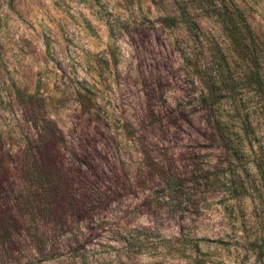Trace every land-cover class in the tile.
Returning <instances> with one entry per match:
<instances>
[{
    "label": "rangeland",
    "instance_id": "374dc122",
    "mask_svg": "<svg viewBox=\"0 0 264 264\" xmlns=\"http://www.w3.org/2000/svg\"><path fill=\"white\" fill-rule=\"evenodd\" d=\"M229 15L258 62L228 38ZM256 64L264 0H0V212L19 225L0 264H264ZM51 132L54 198L27 174ZM46 199L58 225L36 214Z\"/></svg>",
    "mask_w": 264,
    "mask_h": 264
},
{
    "label": "trees",
    "instance_id": "16d2710c",
    "mask_svg": "<svg viewBox=\"0 0 264 264\" xmlns=\"http://www.w3.org/2000/svg\"><path fill=\"white\" fill-rule=\"evenodd\" d=\"M180 22L187 24L191 21L190 15L185 8L180 9ZM176 18H168L166 19L165 25L174 26L176 25ZM222 26L225 28V32L227 33L228 38L235 42L238 46L240 52L243 55H246L249 59L253 61V63L258 62V50L255 47L250 48V44L247 43V38L250 35L249 26L246 24L245 20L242 18H232L229 15V18H225L222 16L221 20ZM197 29L195 24L190 26V31L193 32V29ZM196 37V35H194ZM218 63L217 66H222L224 64L227 67L226 58L223 53L218 49ZM192 56V54H191ZM196 60L198 59L197 55H195ZM187 63L194 64L189 57L185 58ZM257 65V64H256ZM257 70L254 75H252V79L255 82V85L258 87V91L264 95V74L260 72V68L257 65ZM220 71V70H219ZM255 71V70H254ZM252 74V73H251ZM243 125V124H242ZM216 131L218 133L219 138L223 142V146H225V151L231 156H237L240 151H243L242 148H239V145L236 144L237 138H234L233 133L225 126L217 123ZM245 129L243 127V133ZM237 135V134H236ZM239 136V135H238ZM35 150H34V163L29 166L27 170L28 179L33 185L40 189V192H43L42 196L49 195L50 197H60V192L58 191L60 188L59 185V177L58 175V141L55 133H49L45 135L37 136L35 140ZM5 168L3 163L0 160V168ZM5 170V169H4ZM2 181L0 180V183ZM1 185V184H0ZM49 202H43L41 207L36 208V214L40 217L45 215L46 217H50V222L58 225L60 220L62 219V215L57 213L56 209H54V204L50 203V199H46ZM54 202L56 200H53ZM60 204H58L59 206ZM63 208V207H62ZM6 218V217H5ZM2 218V214L0 212V245L4 240L11 237L16 233L19 228L18 223L14 220V218L8 215V218L4 220ZM33 239L37 238L36 233H32ZM260 258L262 252H258Z\"/></svg>",
    "mask_w": 264,
    "mask_h": 264
}]
</instances>
